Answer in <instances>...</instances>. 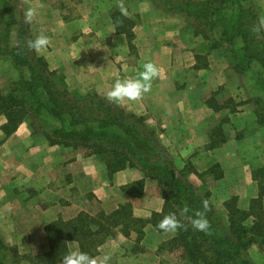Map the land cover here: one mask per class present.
I'll return each mask as SVG.
<instances>
[{"label":"crops","instance_id":"0c3cea01","mask_svg":"<svg viewBox=\"0 0 264 264\" xmlns=\"http://www.w3.org/2000/svg\"><path fill=\"white\" fill-rule=\"evenodd\" d=\"M187 1L193 9L210 0H167L166 6L159 0H14L12 13L23 24L25 11H35L31 37L49 38L42 56L70 91L107 98L116 80L137 78L144 63H153L159 76L150 91L137 101L114 103L127 115L155 125L157 143L175 169L193 170L188 181L202 184L200 175L220 167V180H204L209 181L214 211L225 218L231 199L244 211L259 198L264 206L262 180L255 176L264 168V125L256 104L264 96V70L256 62L241 65V40L234 48V64L226 44L216 55L212 39L218 36L201 27ZM236 7H252L259 23L264 20V0H240ZM15 71L9 59L0 64L3 88L17 79ZM7 125L0 113V238L6 246L36 257L47 252L49 225L81 213L110 215L128 203L131 217L143 225L113 228L97 258L109 255V264H183V258L177 260L165 249L176 232L160 231L151 223L165 209L156 180L137 168L110 175L96 157L53 146L26 122L11 134ZM141 181V196L123 190ZM68 247L69 253L81 252L78 242Z\"/></svg>","mask_w":264,"mask_h":264},{"label":"trees","instance_id":"16d2710c","mask_svg":"<svg viewBox=\"0 0 264 264\" xmlns=\"http://www.w3.org/2000/svg\"><path fill=\"white\" fill-rule=\"evenodd\" d=\"M239 1L210 0L195 4L193 9V4L187 1L186 8L208 32L220 30V38L212 39L213 49L226 44L234 64L238 61L234 48L238 44L237 40H241V65L256 62L264 70V34L262 28L255 31L260 25L256 11L252 7L237 8ZM0 3V64L9 59L20 76L13 82L8 95L0 91V113L8 119V133L14 132L25 120L32 118L41 121L42 117L49 118L57 123V126L43 132L51 145L71 147L83 151L86 156L96 157L105 164L110 175L138 167L147 177L159 183L165 209L160 214H154L151 223L159 229L157 225L165 216H176L182 226L175 231L177 237L172 245L186 250L187 257L184 259L190 264H253L248 256L250 248H264V206L261 199L252 201L248 211L239 208L237 199H231L225 205L226 217L219 216L209 200L210 193L206 192L202 197L194 193V188L187 181L191 171L187 169L178 172L175 169L165 152L164 156L161 153L163 150L153 140L154 134H148L140 127L142 120L132 122L133 118L124 111L96 98L69 94L65 84L61 85L59 79H56L58 73L50 71L47 62L25 46L27 42L21 37L22 34L17 45L10 47L9 38L3 37L4 31L6 28L9 31L14 26L20 27L21 24L15 21L12 9L7 10L6 4L2 1ZM227 11L234 14L235 18L227 17ZM236 69L242 71L240 67ZM23 70L28 72L27 79L24 78ZM35 90L42 93L46 103L29 101L26 95L32 96ZM256 104L260 107V124L264 125V96ZM213 170L219 171V174L213 175L216 173ZM207 176L214 181L220 180V167L213 166L200 178L205 181ZM255 176L262 180L260 188L263 192L264 168L259 169ZM143 189L144 182L141 181L123 190L141 196ZM204 200L209 203L207 211L203 207ZM185 207L189 211L182 214ZM197 212L204 213L209 221L207 232L192 228L191 220ZM134 225L143 223L131 217V205L128 203L119 206L110 215L99 212L92 217L81 213L70 221L61 219L46 227L49 249L33 258L19 255L16 248L6 246L0 238V264H21L25 260L32 264H63L64 256L69 254L68 244L73 241L79 243L81 252L95 257L96 250L112 234L113 228H129Z\"/></svg>","mask_w":264,"mask_h":264},{"label":"clouds","instance_id":"9594fccd","mask_svg":"<svg viewBox=\"0 0 264 264\" xmlns=\"http://www.w3.org/2000/svg\"><path fill=\"white\" fill-rule=\"evenodd\" d=\"M120 11L122 15L126 16L128 14L123 4L120 5ZM35 15L36 13L33 9H28L24 13V22L26 24H31ZM261 28H264V20L260 21V25L255 31H260ZM48 44L49 38L43 34L27 42L28 48L37 53ZM142 68L143 71L139 73L137 78L116 80L112 89L107 92V99L115 103H121L124 100L137 101L143 94L149 92L152 80L159 76V69L151 62L144 63ZM203 207L205 211L209 209L207 200L203 201ZM188 211V208L185 207L182 210V214H186ZM181 226L182 225L174 214L165 216L157 225V227L164 232H175ZM191 226L194 230L201 232H207L210 228L209 221L202 212H197L195 214V217L191 220ZM110 259L111 257L109 255H104L102 259H98L87 253L76 251L65 255L63 264H109Z\"/></svg>","mask_w":264,"mask_h":264},{"label":"rangeland","instance_id":"374dc122","mask_svg":"<svg viewBox=\"0 0 264 264\" xmlns=\"http://www.w3.org/2000/svg\"><path fill=\"white\" fill-rule=\"evenodd\" d=\"M186 1V0H185ZM167 0H160V3L163 5V6H166L167 5ZM3 3L4 4H6L5 6H6V8H7V10H10V9H16V6H15V2H14V0H3ZM1 4V3H0ZM197 5V4H196ZM197 12H198V10H197ZM8 13H9V11H8ZM226 16L227 17H233V19L235 18V16H234V14H232L231 12H229V11H227L226 13ZM32 26V25H31ZM30 26V24H26L25 22L23 23V24H21V26L20 27H15V28H12V29H10L9 31H8V29L6 28V30L4 31V34H3V37H5V38H9V42L8 43H10L9 45H11V43H13V41L15 42L14 44H16L17 45V40H18V38H19V36H21V34H22V36L21 37H23L24 38V40H25V42H28L30 39H33L31 36H32V33H33V27H31ZM14 30V31H13ZM23 32V33H22ZM34 34V33H33ZM214 34H215V36H214ZM218 36V38H220V30H215L214 31V33L212 32L211 33V36L213 37V38H215V37H217ZM25 46H27L26 44H25ZM11 47V46H10ZM28 47V46H27ZM31 50V49H30ZM213 51H215L214 53L217 55L218 53H220L221 52V49H220V47H218L217 49H214ZM31 52L34 54L35 53V55L37 56V57H39V58H43V56H42V53H41V51L39 52V53H37V52H35V51H33V50H31ZM44 59V58H43ZM26 70V69H25ZM25 70H23V73H24V78H28V72L27 71H25ZM16 72H18V71H15V73ZM54 72H57V71H54ZM58 74H57V76H56V79L59 81V82H61V85L63 84H65V79H64V77L59 73V72H57ZM7 74H8V72H7ZM7 74H3L4 76H6ZM21 75H22V77H23V74L21 73ZM2 77V76H1ZM13 77V76H12ZM19 73H18V75H17V79H19ZM62 77V81H60V78ZM14 78V77H13ZM17 79H15V80H17ZM3 82H4V80H1L0 81V86L2 87V88H0V91L4 94V95H8V92H9V90H10V88H12L11 86L13 85V82L8 86V87H6V88H3L5 85H3ZM66 86V85H65ZM66 88H67V86H66ZM67 90H68V92H69V94H71V95H73V96H75V95H78V96H80V97H83V98H96L95 100H98V101H102V102H104L105 104H110V105H114L115 107H117L119 110H121V111H123L122 109H120L114 102H110L107 98H105V97H103V96H99V95H97V94H87V95H82V94H79L78 92H73V91H70L69 90V88H67ZM204 93V91H202V94ZM34 96V97H33ZM36 96H38V97H36ZM26 97L29 99V101H34V102H36L37 100L38 101H41L42 103L44 102V103H46V100H45V98L43 97V95H42V93H40L38 90H35V93H33V95L31 96L30 94H28V95H26ZM128 116H130V115H128ZM131 117V116H130ZM31 118V117H30ZM133 119H131V121L132 122H135V121H138V120H142L143 121V124L140 126L146 133H148V134H150V133H153L154 135L152 136V138H153V140L154 141H156L157 142V135L155 134V130H154V127H155V125L154 124H151L150 122H148V120L146 119V118H137V117H132ZM42 120L40 121H35V119L34 120H32V118L31 119H28V122H27V120H25L24 122H26V123H28V125H30L32 128H33V130L34 131H38L39 133H41V134H45V133H43L44 131H45V129L47 130V131H49L50 130V128H53V127H55V126H57V123H54L52 120H50L49 118H44V117H42L41 118ZM46 131V132H47ZM160 137V136H159ZM46 138V137H45ZM159 148V147H158ZM74 151H76L74 148H72ZM77 151H80V150H77ZM83 152V151H82ZM161 153L163 154L164 153V151H161ZM164 155V154H163ZM165 156V155H164ZM137 169L138 170H141V169H139L138 167H137ZM188 169V171H193L192 169H191V167H189V168H187ZM213 171H216V173L215 174H213V175H218L219 174V171H217V170H213ZM208 177V176H207ZM208 178H210V179H212V177H208ZM199 179H201V178H199ZM189 180V177H188V179H187V181ZM202 180V179H201ZM212 180H214V179H212ZM186 181V182H187ZM196 182V181H195ZM209 181H203L202 182V184H194V183H192L191 181H188V184H190L193 188H194V193H197V196H204L205 194H206V192H209V190H208V187H209V183H208ZM199 185H201V187H199ZM203 189H205V190H203ZM167 191V190H166ZM168 192V191H167ZM87 214V213H86ZM98 214V213H97ZM96 214V215H97ZM95 215V216H96ZM90 216H92V215H90ZM47 240V239H46ZM47 242V241H46ZM49 246H48V242H47V251H48V248ZM253 247H255V246H252L251 248H250V250L248 251V256H249V258H250V260L252 261V263L253 264H264V257L263 256H259L260 254H264V248H260V247H256L257 248V251H254L252 248ZM165 249H169V250H171V252H169V253H172L173 255H175V257H176V259L178 260L180 257L181 258H183L182 260H183V264H190L189 263V261H187L186 259H184V258H186L187 257V254H185L186 252V250L183 248V247H174L173 245H170V246H167V247H165ZM42 250H43V252L45 251V247H44V249H43V247H42ZM98 250H99V248L96 250L97 251V254H98ZM95 251V252H96ZM34 252H32L31 254H33ZM258 253H260V254H258ZM33 256L34 255H30L29 256V258H33ZM180 256V257H179ZM96 258H97V256H95ZM196 258V257H195ZM199 258H200V256H199Z\"/></svg>","mask_w":264,"mask_h":264}]
</instances>
